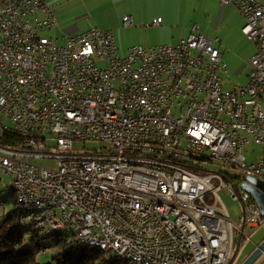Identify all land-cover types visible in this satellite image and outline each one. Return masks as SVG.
<instances>
[{"label":"built area","instance_id":"built-area-1","mask_svg":"<svg viewBox=\"0 0 264 264\" xmlns=\"http://www.w3.org/2000/svg\"><path fill=\"white\" fill-rule=\"evenodd\" d=\"M219 1L243 16L258 48L247 82L231 89L219 38L196 25L175 45L120 55L112 30L59 45L43 35L58 24L46 0H0V133L24 139L21 150L0 146V168L23 187L28 208L49 205L25 220L39 231L43 219L73 228L69 246L100 239L125 264L233 262L236 240L264 225L243 187L248 177L264 181V157L249 163L244 153L264 146V0ZM87 141L102 150L74 148ZM213 164L221 171L206 169ZM221 191L241 204L238 221Z\"/></svg>","mask_w":264,"mask_h":264},{"label":"rangeland","instance_id":"rangeland-1","mask_svg":"<svg viewBox=\"0 0 264 264\" xmlns=\"http://www.w3.org/2000/svg\"><path fill=\"white\" fill-rule=\"evenodd\" d=\"M50 7L53 9L58 24L43 35L54 40H58L59 45H64V37L79 35L87 32L90 29L98 28L101 30H113L117 39V45L120 55H125L126 50L132 46H143L148 48L149 44H156L158 40H166L160 44H175L173 41L176 33H183L184 31L189 34L193 26H197V34L204 35L205 37L215 40L222 38L225 35L227 38L232 37V42H237L238 38L233 40V28L235 23L229 22L225 27L224 22L219 23L222 2L219 0H156V8L161 11L168 12L172 17L174 30L160 32L152 28H144L142 35L136 34L135 30H124L118 23L117 9L120 0H46ZM227 6V5H226ZM230 6V5H228ZM240 15V13H239ZM241 16V15H240ZM240 18V17H238ZM243 18V16L241 17ZM244 20V18H243ZM235 21V20H234ZM246 24V22H245ZM172 41V42H170ZM156 44V45H160ZM177 44V43H176ZM217 44H220L217 43ZM155 46V45H151ZM235 52V51H234ZM236 57H242L238 55ZM245 57V56H244ZM251 58V57H249ZM248 59V58H247ZM247 62L246 58H242L240 67ZM229 64L230 73L225 76V88L231 89L235 85H242L246 81L247 71L244 74L238 75V68L231 62ZM100 67H105L104 63L99 64ZM246 83V82H245ZM50 146H56V142H50ZM74 148L79 151H101L102 144L98 141H87L86 143L77 142ZM247 162H255L264 157V146L251 143L244 151ZM35 164L44 166L46 168H53L55 166L54 160H36ZM211 172L221 171L220 166L217 164L209 165L206 168ZM230 173H234L233 171ZM220 195L229 210V213L234 221H238L242 217V206L240 203L233 202L230 196L221 191ZM0 198L2 202L7 203L8 210L13 205L12 199L15 198L13 190L12 179L0 168ZM250 238H246L241 245L236 257L232 264H242L256 249L258 244L264 241V225L256 231H247ZM30 233H27V239ZM56 236L52 239H46L44 242L53 244L56 241ZM239 240H236L235 252L238 248ZM96 249L90 246L88 250ZM87 250V251H88ZM42 260L50 262L52 255L43 256ZM254 264H264L263 257L259 258Z\"/></svg>","mask_w":264,"mask_h":264},{"label":"trees","instance_id":"trees-1","mask_svg":"<svg viewBox=\"0 0 264 264\" xmlns=\"http://www.w3.org/2000/svg\"><path fill=\"white\" fill-rule=\"evenodd\" d=\"M0 146L21 150L24 148V139L12 133L2 132ZM11 203L13 207L10 210L7 207L6 215L0 206V264H125L107 257L99 249H78L79 254L74 255L68 249H63L60 239H55L53 244L45 243L46 239L52 237L30 232L20 224L22 210L16 195ZM27 233H30L28 239ZM46 247H54V250L45 254L43 250ZM50 254L52 255L50 262L42 260L43 256Z\"/></svg>","mask_w":264,"mask_h":264},{"label":"crops","instance_id":"crops-1","mask_svg":"<svg viewBox=\"0 0 264 264\" xmlns=\"http://www.w3.org/2000/svg\"><path fill=\"white\" fill-rule=\"evenodd\" d=\"M162 1H165V0H162ZM156 3H157L156 0H120L119 5L116 7V9H117L118 23L121 25V28L124 30L128 29L129 32H132L131 30H135V33L139 35H142L144 28H152V30L156 29L158 31L160 30V32L174 30L175 28L172 26L173 23L171 21L172 20L171 15L166 11H161L157 9ZM240 15H239L238 10L233 5L226 6V4H222L219 23L224 22V26L226 27L229 22L231 21L234 22L235 25L233 28V32H234L235 37H233V40L235 38L236 39L238 38V41L232 42V37L229 39L225 37V35H222L221 39L218 37L220 40V44H216V47L222 52L224 61L228 66H229L228 63L231 62L232 64L235 65L234 68L236 67L238 68L237 70L238 75L244 74L247 71V76H246V81H245L247 82L248 76L250 73V64H249L250 58L249 57H252L256 53L258 48L243 33V28L245 26V19L243 20V18H241L242 15L241 16ZM126 16L131 17L133 20V26L129 28L123 27V21ZM157 18L162 19V24L160 27H153L152 22ZM189 34H187V32L185 31L183 33H176L174 35L175 38L173 39V41L176 43H179L182 39L187 38ZM114 35H115V32H114ZM115 39H116V36H115ZM164 41L166 40L164 39L158 40V43L156 44L163 43ZM116 44H117V39H116ZM156 44H149V47H151V45L157 46ZM175 44H170V45H175ZM238 55H241L242 57H236ZM242 58H246L247 62L242 67H240ZM230 71H232V69ZM235 86H240V85H235ZM244 240H246V238H244L243 241L242 240L240 241L239 239L238 251L241 245L243 244ZM261 257H263L264 259V253Z\"/></svg>","mask_w":264,"mask_h":264},{"label":"bare ground","instance_id":"bare-ground-1","mask_svg":"<svg viewBox=\"0 0 264 264\" xmlns=\"http://www.w3.org/2000/svg\"><path fill=\"white\" fill-rule=\"evenodd\" d=\"M13 190L15 192L18 205L20 209L22 210L19 222L23 227L28 229V231L34 232V233H41L47 237L56 236L57 239L61 240L63 249H68L74 255L79 254L78 249H84V248L89 249L90 246H94L96 249L101 250L107 257L114 258V249L107 246L105 242L101 241L100 239H96V238L84 239L83 245L80 247L69 246L67 240H70L73 238V228L52 227L51 219H43V221L41 222V229L43 231H39V223H33L25 219H29L32 216H41L43 215L44 212H49V205L48 204H36L35 206H29L28 208L27 207V197H26L23 187H20V185H13ZM4 205H7V203L2 202L0 198V206L4 209V214L6 215L7 212L5 213ZM49 248L51 247H46L44 249H49ZM43 253H45L44 250H43ZM115 259L121 263H124L123 258H115ZM126 264H140V263L127 262Z\"/></svg>","mask_w":264,"mask_h":264},{"label":"water","instance_id":"water-1","mask_svg":"<svg viewBox=\"0 0 264 264\" xmlns=\"http://www.w3.org/2000/svg\"><path fill=\"white\" fill-rule=\"evenodd\" d=\"M243 187L250 192L264 214V181L255 177H248L247 181L243 183ZM237 252L238 248L235 252L234 258L236 257ZM263 253L264 241L257 246L254 252L242 264H254L263 255Z\"/></svg>","mask_w":264,"mask_h":264}]
</instances>
